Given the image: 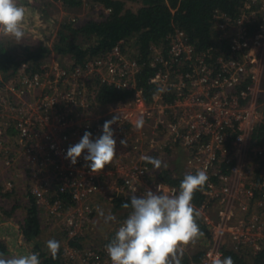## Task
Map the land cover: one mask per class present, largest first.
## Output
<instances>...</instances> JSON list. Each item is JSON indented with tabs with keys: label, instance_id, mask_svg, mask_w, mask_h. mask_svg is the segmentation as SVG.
Segmentation results:
<instances>
[{
	"label": "built area",
	"instance_id": "2783aa9c",
	"mask_svg": "<svg viewBox=\"0 0 264 264\" xmlns=\"http://www.w3.org/2000/svg\"><path fill=\"white\" fill-rule=\"evenodd\" d=\"M105 10L109 13V10ZM251 26H256L252 33ZM213 29L217 35L216 41L207 51L197 52L182 31H176L169 38L167 53L164 46L151 48V66L157 71L149 82L159 88L158 96L151 103L144 101L141 90L135 84V75L140 66L127 51L122 50L121 43L105 55L89 61L82 67L84 69L73 64V70L78 74L96 73L102 76L99 89L96 93L93 92L97 102L98 93L104 84L134 91L131 99L116 104L115 107L127 105L142 117L146 127L145 147H181L187 153L185 174H195L198 169L206 171L209 178L206 182V200L198 209H205L215 201L222 206L215 220L202 218L210 231V238L199 264H215L217 259H223L225 248L254 254L264 247V214L261 213L260 220L251 218L252 206L264 211V166H261V159L258 158L264 156V150L253 147L250 141L254 126L264 118L262 115L250 124L255 101H258L260 94H264L259 87L264 67V0H242L240 15L235 19L217 13ZM30 66L23 63V68ZM34 67L33 75L23 83L28 93L34 91L36 94L46 86L47 90L44 92L48 95L67 80L65 70L60 71L56 79L44 80L46 67ZM43 81H48V84L44 85ZM9 92L15 97L14 89ZM44 94L41 95L42 103L37 108L46 111L53 109L55 112L53 129L60 131L59 142H55L50 133L42 137L41 132L32 129L23 119L7 129L0 126V138L9 139L14 134L21 141H38L41 138L48 144L45 151L58 157L61 163L68 149L66 145L78 143L83 134L92 129L95 135L100 134V125L104 119L100 117L96 123H92L91 112L87 108L84 111L89 116L86 121H80L79 115H74L79 108L73 97L75 93H66L69 96L66 97L69 99L67 101L72 104L65 109L55 96L49 100V96ZM110 106L112 105H101L98 102L99 108ZM114 114L118 116L117 113ZM118 117V123L112 125L116 146L126 137L124 127L129 124L124 117ZM47 122H50L48 118L45 123ZM45 123L40 122V125ZM37 151L38 148L32 149L33 153ZM85 154L86 151L75 165L65 159L67 169L59 171L57 179L46 178L41 184H31V190L38 201H45L52 193L64 192L71 196V206L79 205L90 195L102 193L99 185L101 178L113 179L116 174L121 177L120 184H114L115 194L107 196L109 202L116 198L127 199L132 194L143 196L146 190L155 192L157 187L165 194L170 195L174 190L178 194L175 187L162 182L157 176L151 180L150 165L142 158L124 174L110 172L111 168L106 167L100 173L93 174L83 159ZM50 162L51 157L48 156L40 165ZM260 167L262 172L257 183L254 181V169H261ZM225 168L228 169L227 174ZM53 206V213L62 212L60 202H54ZM236 210L242 215L238 225L234 220ZM83 213L91 216L93 212L90 207L85 206ZM78 216L81 218L82 212ZM73 218L72 216L70 219ZM68 224L71 228L76 226L72 220ZM69 235L74 233L69 231ZM226 239L231 242L229 246L226 245ZM64 251L65 259H73V255L77 253L67 247ZM97 251H104L105 255L96 256L93 250L88 249L83 253L82 263L104 264L103 259L107 257L105 245Z\"/></svg>",
	"mask_w": 264,
	"mask_h": 264
},
{
	"label": "rangeland",
	"instance_id": "374dc122",
	"mask_svg": "<svg viewBox=\"0 0 264 264\" xmlns=\"http://www.w3.org/2000/svg\"><path fill=\"white\" fill-rule=\"evenodd\" d=\"M26 9L24 30L25 37L20 44H16V41L11 38L0 36V44L4 45L11 54L16 57L23 55L25 47L33 49L34 47L43 45L48 50L49 54L45 56L41 61L40 65L46 67L47 72L43 76L44 80L47 78L56 79L60 74V71L65 70L68 74L67 80L64 85L58 86L57 90H54L50 94H46L44 91L47 90L46 86L41 88L35 94L34 91L26 92L23 83L29 80L33 75L35 67L31 65L30 68H23L21 64L16 72L10 76H5L0 73V126L4 129L15 126L18 120H24L25 123L29 124L32 129L38 130L42 133V137L50 133L53 135V140L59 142L60 134L59 130L56 132L53 127L56 122L55 112L52 110H40L37 107L42 103V94L52 98L55 96L59 103L63 105L65 109L66 106L70 107L71 102L69 96L66 93L72 92L74 100L77 102L78 109L74 112L78 114L80 121H86L89 116L84 110L89 108L91 112V121L96 123V120L102 117L104 119L103 123L100 125V134L95 135V132L89 130L92 134V139L95 140L98 136L102 134V127L105 121L110 120L114 113L118 116L124 117L127 121L124 130L126 132V137L123 140L127 141V146L121 145L120 143L116 146V156L114 157L111 164L107 165L106 168L110 172H116L118 174H124L129 168L133 167L135 163H138L142 156L146 154L147 156L158 157L164 163L168 165L165 169L161 167L159 170H155L151 164L150 165V178L154 180L158 173L162 170H171L176 175H181L186 173V158L187 153L181 147H171V148H150L146 146V135L145 126L137 128V121L142 119L138 114H135L134 108L128 107L127 105L120 107H115L112 105L107 108H99L98 102L95 100V95L93 92H97L100 87L101 75L96 73L78 74L73 70L74 62L68 55L57 54L54 50V45L58 43V33L62 30L64 25L86 21V20H101L108 13L106 10L100 6L96 5L89 0H82L81 5L78 7H65L62 0H19ZM126 7L132 11H136L140 4L131 0H125ZM132 42L127 44V54L133 55L135 53L134 49L131 48ZM97 58V57H96ZM95 59V58H93ZM90 59L82 64L74 65L79 66L80 69L84 67ZM37 68V67H36ZM38 70V69H37ZM43 84L47 85L48 81H43ZM55 86V85H54ZM259 87L261 91L264 92V67H262V75L259 81ZM15 91V97L10 95V90ZM35 95V96H34ZM97 95V94H96ZM66 97H68L66 99ZM258 101H255V106L252 108V120L250 124H253L257 119L264 115V94H260ZM47 100V101H49ZM43 102H45L43 100ZM67 110H65L66 112ZM21 113V114H19ZM110 115V116H109ZM50 122L45 123L46 119ZM55 121V122H54ZM133 121V122H129ZM45 123V125H40ZM81 122V123H82ZM134 123V124H133ZM49 127V128H47ZM134 128V129H133ZM50 130V131H49ZM4 131V130H3ZM4 134V133H3ZM14 134V133H13ZM133 136V137H132ZM129 139V140H128ZM0 187H2L1 193H5L4 188L11 187L16 191V195L12 197L19 200L23 197L28 186L31 184L38 185L44 182L46 178L57 179L59 171L64 172L67 169V164L65 159H61V163L58 157L49 155L44 148H47L48 144L44 143L41 138L38 141H33L31 139H26L24 141L20 140L18 135L10 136L9 139L4 137L0 138ZM137 141V142H136ZM76 143L67 144L66 146L74 145ZM160 144V142L158 143ZM134 146H136L134 148ZM38 148L36 153L32 152V149ZM51 157V162L47 165H40L47 157ZM8 163V164H7ZM42 166V167H41ZM82 168V167H81ZM83 170V169H81ZM107 171V170H106ZM109 172V171H108ZM158 177V176H157ZM120 176L117 174L113 179H102L99 181L102 193H97L96 195H90L79 205H69L62 207V212L53 213V204H49L46 201L40 202V207L42 208V216L44 218L45 224H47L46 230L40 236V242L43 244V250H48L46 248V242L49 239H55L60 242L61 247L67 246V241H65L64 232L71 231L74 234H81L83 236L82 244L83 249L77 252L73 259L69 257L64 259L66 264H83V253L89 248L101 249L104 247L105 243H109L111 239L114 238L115 232L122 224V222L127 218L125 215L127 210L124 208H118L117 202L119 198L114 199L109 202L107 196L115 194L114 184L118 185ZM10 183V185H9ZM14 198H5L0 195V205L6 206L10 201H15ZM25 197H23V200ZM242 199V197H241ZM85 206L90 207L93 216L83 213ZM219 202L209 203L205 209H197L200 212L201 218H209L215 220L217 218V212L221 208ZM234 209H236L234 207ZM22 210V209H21ZM21 210H17L15 215L16 219H8L6 221H11L15 224L22 215ZM101 211L104 216L109 213L115 216L114 221L105 223L104 217L100 215ZM82 212L81 218H79L78 213ZM251 218H257L264 214V211L257 206H252ZM47 214H52L54 218H48ZM73 219H70L71 217ZM241 213L238 210L235 212L236 225L239 224ZM72 220L76 223L74 228L68 226V221ZM16 225V224H15ZM3 227V226H0ZM5 229V234L1 235V239L8 245L10 250V256L26 254L24 249L32 252L30 245L22 241L21 235L17 234V231L7 225L3 227ZM20 236V237H19ZM5 238V240L3 239ZM231 242L226 239V245L229 246ZM207 240L199 237L194 243H190L184 247V257H190L193 253L204 251L207 248ZM104 264H111L109 257L103 259Z\"/></svg>",
	"mask_w": 264,
	"mask_h": 264
},
{
	"label": "trees",
	"instance_id": "16d2710c",
	"mask_svg": "<svg viewBox=\"0 0 264 264\" xmlns=\"http://www.w3.org/2000/svg\"><path fill=\"white\" fill-rule=\"evenodd\" d=\"M82 0H62L63 5L67 7H78ZM90 2L102 6L109 10V13L101 20H86L73 26L69 23L62 27L58 33V43L54 45L57 54L68 55L75 64H82L90 59L105 55L112 48L121 43L122 50L126 52L127 44L132 42L131 48L135 53L131 55L137 60L140 70L135 75V84L137 89L141 90L144 101L151 103L158 96L159 88L150 83V78L157 71L151 66L150 51L152 47L164 46L167 53L169 47V38L182 31L187 36V41L194 46L197 52L207 51L216 41L214 32V22L217 13H222L231 19L240 15L242 0H131L139 3L136 11L126 7L125 0H89ZM256 26H251L250 32H254ZM45 46L40 45L33 49L25 47L23 55L16 57L9 50L0 44V72L5 76H10L16 72L23 63L29 65H40V61L49 54ZM134 91L116 88L104 84L98 93V102L101 105H116L124 103L132 98ZM251 145L264 150V118L256 124L250 135ZM260 163L264 166V156ZM255 161H257V159ZM261 168V167H260ZM261 169H254V181L259 183ZM228 169L225 168V174ZM185 175V174H184ZM184 175H176L171 170H162L158 173V178L171 187L179 191L180 182ZM5 193L0 195L5 198H14L16 191L11 187L4 188ZM2 187H0V191ZM206 184L203 190L194 193L192 203L196 209L200 208L206 200ZM23 197H25L23 200ZM23 197L19 200L10 201L6 206L0 205V221L16 219V211L21 210L22 215L15 224L7 221V226L17 231L21 235L22 241L30 245L32 252L39 253L41 264H65V248L74 249L77 252L83 249V236L81 234L69 235L64 232L66 247H60L57 257L54 259L48 250H43V244L40 242V236L46 230L44 218L41 214L42 208L40 201L33 194L31 187L28 186ZM45 201L53 204L58 201L62 205H72L71 196L64 192H55L46 197ZM117 207L123 208L122 204L129 203L127 199L120 198L116 200ZM125 209V208H124ZM127 210L129 215L131 208ZM48 218H54L52 214H47ZM93 216V215H91ZM196 222L203 239L209 240L210 231L203 222L201 216L196 218ZM14 225V226H13ZM108 243H105L106 245ZM94 251L96 256L105 255L102 251L95 248H89ZM25 253L29 252L24 249ZM0 253L4 256H10L8 245L0 237ZM204 251L193 253L190 257L182 258V264H199ZM231 257L234 264H264V247L258 252L252 254L245 251H234L231 248L223 250V258Z\"/></svg>",
	"mask_w": 264,
	"mask_h": 264
},
{
	"label": "clouds",
	"instance_id": "9594fccd",
	"mask_svg": "<svg viewBox=\"0 0 264 264\" xmlns=\"http://www.w3.org/2000/svg\"><path fill=\"white\" fill-rule=\"evenodd\" d=\"M26 9L19 0H0V36L14 39L20 44L26 33L24 30ZM119 117L114 116L105 121L102 134L93 140L90 132H85L80 141L70 145L65 159L75 165L82 153L83 159L91 173L98 174L112 163L116 156V139L112 125L118 123ZM137 128L143 126V120L137 121ZM127 146L126 140L120 141ZM142 159L153 166L155 170L167 168L168 165L158 157L143 156ZM205 170L198 169L195 174L184 175L180 182L178 194H165L157 187L145 191V195L130 196V204L122 207L131 208L127 218L122 222L115 236L105 245V251L111 264H182L184 247L194 243L203 236L196 222L200 216L199 210L192 203L194 193L203 190L208 181ZM105 223L116 218L109 213L104 216ZM61 245L55 239L46 242L52 258H56ZM0 264H41L39 253L4 256L0 253ZM215 264H234L232 258L217 259Z\"/></svg>",
	"mask_w": 264,
	"mask_h": 264
},
{
	"label": "crops",
	"instance_id": "0c3cea01",
	"mask_svg": "<svg viewBox=\"0 0 264 264\" xmlns=\"http://www.w3.org/2000/svg\"><path fill=\"white\" fill-rule=\"evenodd\" d=\"M7 223H8V222H7L6 220H5V221L2 220V221H0V226H3V227H4L5 225H7ZM13 226H14V225H13ZM3 227H0V236H1V235H4L5 232H6L5 229H4ZM6 234H7V233H6ZM6 234H5V235H6ZM17 234H18V233H17ZM19 235H20V234H19ZM1 237H2V236H1ZM19 237H20V236H19ZM5 238L7 239V237H3L4 240H5Z\"/></svg>",
	"mask_w": 264,
	"mask_h": 264
}]
</instances>
